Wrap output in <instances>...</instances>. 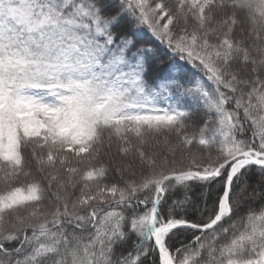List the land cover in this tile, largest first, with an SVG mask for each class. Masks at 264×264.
I'll use <instances>...</instances> for the list:
<instances>
[{
	"label": "snow or ice",
	"instance_id": "obj_1",
	"mask_svg": "<svg viewBox=\"0 0 264 264\" xmlns=\"http://www.w3.org/2000/svg\"><path fill=\"white\" fill-rule=\"evenodd\" d=\"M0 264H264V0H0Z\"/></svg>",
	"mask_w": 264,
	"mask_h": 264
}]
</instances>
